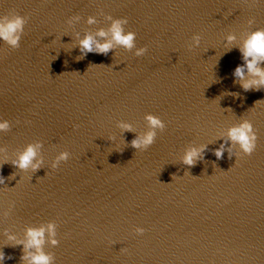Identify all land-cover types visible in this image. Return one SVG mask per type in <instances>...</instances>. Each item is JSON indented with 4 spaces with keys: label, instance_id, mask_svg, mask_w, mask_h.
<instances>
[{
    "label": "water",
    "instance_id": "95a60500",
    "mask_svg": "<svg viewBox=\"0 0 264 264\" xmlns=\"http://www.w3.org/2000/svg\"><path fill=\"white\" fill-rule=\"evenodd\" d=\"M17 13V45L0 38V264H264V85L243 87L264 0H0V22ZM116 20L133 47L81 50ZM243 122L251 155L229 136Z\"/></svg>",
    "mask_w": 264,
    "mask_h": 264
},
{
    "label": "clouds",
    "instance_id": "9594fccd",
    "mask_svg": "<svg viewBox=\"0 0 264 264\" xmlns=\"http://www.w3.org/2000/svg\"><path fill=\"white\" fill-rule=\"evenodd\" d=\"M93 18H89V23H92ZM127 21L116 20L110 31L112 33V40L106 41L104 43H99L95 41L92 35H86L83 40L80 41L81 50H87V52L93 51V45L95 44V49L101 53H107L113 47V41L115 43L123 45L127 48H131L134 45L135 33H127L125 34L122 28V23H126ZM26 23V19L24 16L17 13L13 17L9 18L8 16L4 17V21L0 22V38L6 40L8 43L12 45H17L19 40L18 32L23 30V26ZM99 36H106L107 33L101 30L98 32ZM233 39L232 36H229V40ZM145 49H140L138 55L142 53ZM243 56L246 61V66L250 73L254 76H258L259 80H253L246 82L243 84L245 90L252 87L253 84L259 86L264 85V69H260L257 65L261 60H264V29H258L245 42V47L243 49ZM251 57L249 60L248 58ZM235 74L243 78L244 76V65H238L235 68ZM147 120L149 121L152 129L157 127L163 128L164 123L160 119L159 116L154 114H148ZM126 130H131V125L122 124L121 125ZM7 123L0 124V128H6ZM251 133V135H250ZM230 138L238 142L244 152L251 155L255 149V134L252 133V126L249 122H243L240 126H235L229 131ZM155 137V131H149L145 136L138 137L132 140V146L134 148H139L142 144L144 146H148L153 143ZM201 150L192 149L188 151L184 157V163L188 165H193L196 157L199 156V152ZM36 152L33 146H29L24 154L21 155L17 166L19 168H27L31 163L33 158L35 157ZM67 153L61 154L59 159H67ZM217 157H221L223 155L222 149L216 150ZM34 168L38 167V165H32ZM3 176H0V182H3ZM52 225H49V229H52ZM29 247L40 248L42 244L43 237V229H29ZM53 243H56L53 240ZM3 253H0V259H3ZM27 258V257H22ZM51 257L47 254H44L42 251L39 254L31 256L30 264H50Z\"/></svg>",
    "mask_w": 264,
    "mask_h": 264
}]
</instances>
